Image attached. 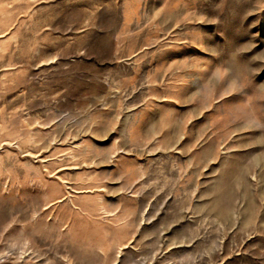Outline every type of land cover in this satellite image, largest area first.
<instances>
[{
	"label": "rangeland",
	"instance_id": "374dc122",
	"mask_svg": "<svg viewBox=\"0 0 264 264\" xmlns=\"http://www.w3.org/2000/svg\"><path fill=\"white\" fill-rule=\"evenodd\" d=\"M0 264H264V0H0Z\"/></svg>",
	"mask_w": 264,
	"mask_h": 264
}]
</instances>
